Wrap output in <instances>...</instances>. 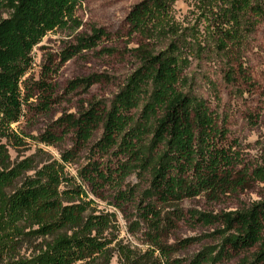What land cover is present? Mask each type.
<instances>
[{"label":"trees","instance_id":"16d2710c","mask_svg":"<svg viewBox=\"0 0 264 264\" xmlns=\"http://www.w3.org/2000/svg\"><path fill=\"white\" fill-rule=\"evenodd\" d=\"M81 1L0 0V140H4L0 141V264H208L210 255L204 250L189 259L179 254L197 237L169 241L182 217L180 203L200 195L215 200L245 189L249 181L240 151L234 149L238 143H228L224 121L218 124L204 99L184 91L183 71L189 60L181 55L176 35L165 48H154L155 35L171 30L175 0H139L127 12V34L139 35L136 45L128 49L136 65L108 105L87 101L76 113L59 115L36 136L12 127L33 95L26 76L34 63L33 48L48 32L77 29L81 22L76 9ZM202 2L205 37L195 35L186 56L198 57L213 48L210 53L227 58L226 80H233L232 62L249 82L241 61L242 45L264 17V0ZM109 36L100 27L73 36L61 53V63ZM48 73V66L42 65L33 90L52 91L44 83ZM101 78L99 74L75 78L68 89L88 88ZM49 99L46 96L37 109L45 110ZM98 131L100 136L91 147L94 154L120 156V161L112 171L107 169L110 173L100 170L95 161L88 162L78 171L82 182L101 187L115 180L113 173L120 182L132 173L138 178L147 174V186L136 204L137 218L128 221L133 241L119 236L115 213L94 207L83 183L65 171V165ZM66 134L72 145L61 152L60 160L40 148L21 154L27 137L54 145ZM9 148L16 153L14 158ZM250 180L263 181L264 169L255 167ZM135 198L134 186L120 189L114 205L123 210L122 203ZM194 215L204 224L221 226L215 231L222 243L217 257L256 248L255 261L264 262V198L246 210Z\"/></svg>","mask_w":264,"mask_h":264},{"label":"rangeland","instance_id":"374dc122","mask_svg":"<svg viewBox=\"0 0 264 264\" xmlns=\"http://www.w3.org/2000/svg\"><path fill=\"white\" fill-rule=\"evenodd\" d=\"M138 1L82 0L76 9V17L81 22L77 29H56L42 38L32 50L34 63L26 75L29 78V93L33 95L23 105V116L18 123L12 124L13 128L27 135L36 136L46 131L59 115L76 113L86 105L87 101L100 100L107 105L110 103L136 65L135 58L128 49L136 45L139 35L127 34L129 27L125 17L132 5ZM202 3V0L172 2L171 30L168 34L155 35L152 40L153 45L157 50L165 48L174 34L181 42V55L189 60L183 71L186 77L184 91L204 99L210 110L217 115L218 124L221 125L224 121L228 143L233 140L238 143L234 149L240 151L242 164L246 165L249 185L243 190L223 194L215 200L200 195L181 201L182 217L176 222V228L172 230L169 241L197 237L194 243L179 254L189 259L204 250L210 255L208 264H264L255 261L256 248L233 252L224 258L217 257L222 243L221 237L215 231L221 226L218 222L204 224L194 215L195 212L220 213L246 210L254 202L264 198V180H250L251 172L255 167L264 169V17L254 31L245 37L242 45L241 61L246 67L250 81L246 83L240 77L236 65L232 62L230 64L233 65V80L228 81L225 78L229 67L227 58L223 54L210 53L213 48L209 47V53H203L198 57L186 56L188 51L192 50L194 36L198 35L199 39L205 37L203 32L206 19L202 16L204 13ZM6 15L7 13H3V16ZM92 27L104 29L110 35L109 38L103 37L95 48L81 50L61 63V53L72 44L73 36L88 34ZM208 40L209 38L206 37L205 42H209ZM42 65L50 69V73L44 78V83L51 86L50 92L33 90L32 82L41 78ZM56 68L57 72H54ZM92 74H99L102 78L88 88L68 89L70 80ZM46 96L50 97L48 107L42 111L38 110L37 105L44 101ZM133 113L137 115L138 111ZM99 136L100 131L95 134L86 148L65 165V171L75 177L79 183H83L88 198L94 202L92 204L94 207L115 213L119 236L133 241L134 238L128 232V221L133 222L137 218L136 204L141 198V190L147 186V174L138 178L137 174L132 173L120 182L113 173L112 177L115 180L104 183L101 187L82 182L78 178V171L88 162L95 161L100 170L110 173L120 161V156L94 154L91 147ZM0 141L4 142V140ZM71 145L70 134H66L62 141L54 145H45L27 137L21 148L26 150L21 154L26 156L36 148H40L50 157L60 160L61 152ZM9 153L11 158L16 155L11 148ZM98 183L102 184V181L98 180ZM129 186H134L136 198L124 201L123 210H120L114 205V197L118 190H126Z\"/></svg>","mask_w":264,"mask_h":264}]
</instances>
